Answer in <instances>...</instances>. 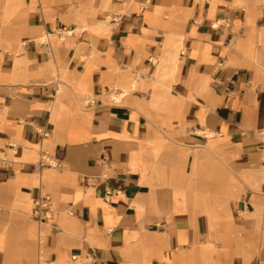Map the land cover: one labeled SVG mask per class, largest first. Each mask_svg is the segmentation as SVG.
<instances>
[{
  "label": "crops",
  "instance_id": "obj_1",
  "mask_svg": "<svg viewBox=\"0 0 264 264\" xmlns=\"http://www.w3.org/2000/svg\"><path fill=\"white\" fill-rule=\"evenodd\" d=\"M263 132L264 0H0V264H264Z\"/></svg>",
  "mask_w": 264,
  "mask_h": 264
},
{
  "label": "built area",
  "instance_id": "obj_2",
  "mask_svg": "<svg viewBox=\"0 0 264 264\" xmlns=\"http://www.w3.org/2000/svg\"><path fill=\"white\" fill-rule=\"evenodd\" d=\"M46 41L43 42L45 44ZM87 103H90V99H87ZM43 131V130H42ZM7 161L0 156V165L7 164ZM38 168L43 167H61V165L57 162H55L52 158H50L46 153L41 154L37 163ZM109 192L107 193V195ZM49 203H50V197L48 196H41L39 199L36 200L35 206L33 209V218L38 223H45L48 222L51 219V214L49 211ZM53 229L56 231L58 228L56 225L53 224ZM72 259L74 261L77 260V255H73ZM89 262H84V264H88ZM38 264H46L45 261L41 256L38 257Z\"/></svg>",
  "mask_w": 264,
  "mask_h": 264
},
{
  "label": "rangeland",
  "instance_id": "obj_3",
  "mask_svg": "<svg viewBox=\"0 0 264 264\" xmlns=\"http://www.w3.org/2000/svg\"><path fill=\"white\" fill-rule=\"evenodd\" d=\"M43 37H44V36H43ZM43 37H42V38H43ZM263 136H264V132H263ZM263 139H264V138H263ZM263 155H264V154H263ZM43 242H44V235L42 234V237H41V243H43ZM80 264H84V262L81 261Z\"/></svg>",
  "mask_w": 264,
  "mask_h": 264
},
{
  "label": "bare ground",
  "instance_id": "obj_4",
  "mask_svg": "<svg viewBox=\"0 0 264 264\" xmlns=\"http://www.w3.org/2000/svg\"><path fill=\"white\" fill-rule=\"evenodd\" d=\"M168 54H169V55H172V54H174V52H173L172 50H169V51H168ZM125 92H126V91H125ZM86 98H87V97H86ZM87 99H89V98H87ZM87 101H88V100H87Z\"/></svg>",
  "mask_w": 264,
  "mask_h": 264
}]
</instances>
